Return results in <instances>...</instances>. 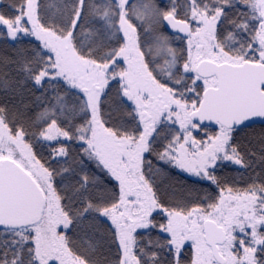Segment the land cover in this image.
Instances as JSON below:
<instances>
[{"label": "snow or ice", "instance_id": "6c2138e0", "mask_svg": "<svg viewBox=\"0 0 264 264\" xmlns=\"http://www.w3.org/2000/svg\"><path fill=\"white\" fill-rule=\"evenodd\" d=\"M0 264H264V0H0Z\"/></svg>", "mask_w": 264, "mask_h": 264}]
</instances>
